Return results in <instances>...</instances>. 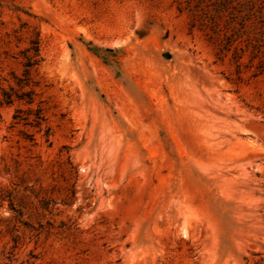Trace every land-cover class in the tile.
Here are the masks:
<instances>
[{
  "label": "rangeland",
  "instance_id": "rangeland-1",
  "mask_svg": "<svg viewBox=\"0 0 264 264\" xmlns=\"http://www.w3.org/2000/svg\"><path fill=\"white\" fill-rule=\"evenodd\" d=\"M176 4L0 0V94L37 24L51 127L0 104V264H264V76Z\"/></svg>",
  "mask_w": 264,
  "mask_h": 264
},
{
  "label": "trees",
  "instance_id": "trees-1",
  "mask_svg": "<svg viewBox=\"0 0 264 264\" xmlns=\"http://www.w3.org/2000/svg\"><path fill=\"white\" fill-rule=\"evenodd\" d=\"M176 3L178 11L189 16L190 29L198 30L214 45L215 62L232 69L223 73L228 81L249 82L264 76V0H176ZM23 34L27 45L19 53L24 69L21 74L12 72L15 84L2 89L0 104L18 103L13 114L15 122L36 127L38 131L45 125L44 136L49 141L47 100L43 97L41 80L33 74L43 60L38 25L22 22L14 35L20 40ZM23 134L33 145L37 143L34 133L23 131ZM10 204L15 203L12 200ZM49 204L46 199L42 203L45 208Z\"/></svg>",
  "mask_w": 264,
  "mask_h": 264
}]
</instances>
